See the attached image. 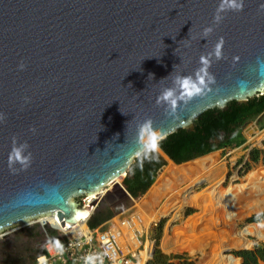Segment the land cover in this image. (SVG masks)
<instances>
[{"label":"water","instance_id":"water-1","mask_svg":"<svg viewBox=\"0 0 264 264\" xmlns=\"http://www.w3.org/2000/svg\"><path fill=\"white\" fill-rule=\"evenodd\" d=\"M263 94L264 0H0V238L85 226L145 138Z\"/></svg>","mask_w":264,"mask_h":264},{"label":"rangeland","instance_id":"rangeland-1","mask_svg":"<svg viewBox=\"0 0 264 264\" xmlns=\"http://www.w3.org/2000/svg\"><path fill=\"white\" fill-rule=\"evenodd\" d=\"M243 134L246 143L242 147L218 151L179 166L173 165L171 159L159 151L156 141L150 144L146 141L151 134L144 141L150 148L161 153L166 161L165 167L176 166L174 173L170 175V186L166 184L168 189L160 190L154 201L148 205L143 204L141 208L140 202L146 198L160 178V172H157L155 183L144 196L135 200L121 198L120 194H116L115 198L104 204L118 210L119 213L133 206L145 212L151 226L144 232L142 244L145 248L148 247L150 253L154 242L149 234L160 216V220L165 221L160 241L162 253L182 257L181 260H173L174 264H241L235 252L253 251L264 244V222L260 224L248 222L250 217L264 213V164L262 162L255 164L250 159L253 149L264 150V130L259 129L256 120L245 126ZM206 158H212L216 162L199 164L201 167L196 173L191 175L187 171L182 179L175 175L177 170L184 169L178 167ZM125 178L126 176H122L117 179L123 188ZM111 188H104V191ZM85 198L77 201L82 207L85 205ZM187 211L192 212L188 217L185 215ZM27 228L7 231L8 234L0 240L13 237L15 233ZM40 230L44 233L41 228ZM247 230L253 234H247ZM44 238L42 243L45 242L46 248L48 243L45 235ZM142 257L144 264L150 260L149 257Z\"/></svg>","mask_w":264,"mask_h":264},{"label":"trees","instance_id":"trees-1","mask_svg":"<svg viewBox=\"0 0 264 264\" xmlns=\"http://www.w3.org/2000/svg\"><path fill=\"white\" fill-rule=\"evenodd\" d=\"M256 120H258L259 129L264 130V94L248 100L245 104L233 101L227 104L225 110L217 108L207 111L193 122L194 131L188 132L181 129L157 143V146L174 164L182 165L211 153L242 147L246 143L243 134L245 126ZM263 155L264 150L253 149L250 153L251 162L264 164ZM210 162L216 161L212 158H206L178 168H184L192 175L198 171L199 164L203 165ZM165 165L166 161L157 149L151 148L149 152L141 154L134 161L132 170L123 181L129 195L135 200L145 195L155 183L157 172ZM175 167L171 165L160 173L156 185L140 202L141 208H143V204L148 205L149 202L154 201L160 190L168 189L166 184L170 186V175L173 174ZM116 214H118V210L100 205L89 218L86 226L91 231L96 230L105 225ZM191 214V211L185 213L186 217ZM48 222L52 226L56 225L51 219ZM248 222L256 224L264 222V213L252 216ZM164 226L165 221H161L151 229L149 236L155 242V249L152 259L146 264H174L173 260L182 259L180 256H169L162 253L160 241ZM47 233L51 238L59 241L60 244L62 243L57 231L47 229ZM246 233L253 234L248 230ZM44 235L40 227L34 225L15 233L13 237L0 240V264H37L38 258L48 255L44 247L45 242L42 243L45 239ZM234 254L241 259L242 264H260L264 262V244L256 247L253 251H241ZM71 263L69 262V264Z\"/></svg>","mask_w":264,"mask_h":264},{"label":"built area","instance_id":"built-area-1","mask_svg":"<svg viewBox=\"0 0 264 264\" xmlns=\"http://www.w3.org/2000/svg\"><path fill=\"white\" fill-rule=\"evenodd\" d=\"M91 201L93 199L85 198L84 206H88ZM98 205L97 202L92 209L94 210ZM50 218L52 217L39 219L28 226L38 225L44 231L48 243L45 248L48 255L39 258L37 264H69V262H72L71 264H144L143 249L144 258L150 255V251H146L142 241L144 232L148 231L151 225L144 222L145 217L139 212L119 221L118 218L109 221L106 224L111 223V225L107 228L102 225L93 231L86 226L88 219H85V230L76 231L74 227L52 226L47 222ZM54 219L56 223L59 222L57 218ZM47 229L57 231L62 243L51 238Z\"/></svg>","mask_w":264,"mask_h":264},{"label":"bare ground","instance_id":"bare-ground-1","mask_svg":"<svg viewBox=\"0 0 264 264\" xmlns=\"http://www.w3.org/2000/svg\"><path fill=\"white\" fill-rule=\"evenodd\" d=\"M156 136H157V134H152L150 137H148L147 138V142L150 144V143H152V141H156L155 140V138H156ZM173 165H175L174 164V162H172V161H170ZM185 164V163H184ZM183 165V164H182ZM176 166H179V165H176ZM201 167V166H200ZM166 168V167H165ZM164 168V169H165ZM163 169V170H164ZM162 170V171H163ZM161 171V172H162ZM160 172V173H161ZM177 173L175 174L179 179H182V178H184L183 176H184V174L185 173H187V170H184V169H180V171L179 170H177L176 171ZM173 173H174V171H173ZM216 173V172H215ZM214 174V173H213ZM180 175V176H179ZM182 176V177H181ZM177 180V179H176ZM117 182H118V180H117ZM177 183V182H176ZM178 184V183H177ZM172 195V194H171ZM91 199H94V197H92ZM132 199V198H131ZM140 207V206H139ZM138 209V208H137ZM138 212L139 213H141L142 215L144 214L145 215V212L144 211H140L139 209H138ZM90 214V211H88V213H87V215H86V217L84 218V219H82V218H79L80 220H82V221H84L87 217H88V215ZM163 216V215H162ZM145 217V219H144V222H146L147 224L150 222V219H148V217L145 215L144 216ZM160 217V216H159ZM56 225L55 226H61V224H60V222H58V223H56V221H55V219L54 218H50ZM118 221L119 220H121L120 218L119 219H117ZM48 222V221H47ZM49 223V222H48ZM84 224L82 223V224H80L79 226H74V228H76V231H83V229L85 230V227L83 226ZM150 245V244H149ZM147 247V246H146ZM146 250H147V252L149 251L148 250V247L146 248ZM149 255V254H148ZM143 256L145 257V253L143 252Z\"/></svg>","mask_w":264,"mask_h":264},{"label":"flooded vegetation","instance_id":"flooded-vegetation-1","mask_svg":"<svg viewBox=\"0 0 264 264\" xmlns=\"http://www.w3.org/2000/svg\"><path fill=\"white\" fill-rule=\"evenodd\" d=\"M81 199H82V198H79L78 201H81ZM102 205H105V204H102ZM108 207H109V206H108ZM121 213H122V212L119 213V211H118V214H116V215H115L111 220H109V221L116 220L117 218L119 219V216L121 215ZM123 219H124V218H123ZM109 221H108V222H109Z\"/></svg>","mask_w":264,"mask_h":264},{"label":"clouds","instance_id":"clouds-1","mask_svg":"<svg viewBox=\"0 0 264 264\" xmlns=\"http://www.w3.org/2000/svg\"><path fill=\"white\" fill-rule=\"evenodd\" d=\"M163 154H164V153H163ZM211 154H212V153H211ZM208 155H209V154H208ZM203 157H204V156H203ZM201 158H202V157H201ZM197 159H198V158H197ZM194 160H195V159H194ZM131 198H132V197H131ZM94 210H95V209H94ZM95 211H96V210H95ZM87 219L89 220V218H86V220H87ZM88 220H87V221H88ZM148 257H149L148 259H150V257H151V253H150V255H148ZM150 260H151V259H150ZM240 260H241V259H240ZM241 264H242V261H241Z\"/></svg>","mask_w":264,"mask_h":264}]
</instances>
